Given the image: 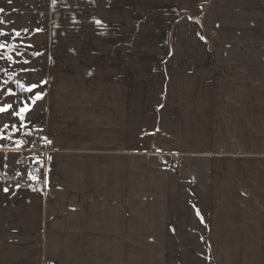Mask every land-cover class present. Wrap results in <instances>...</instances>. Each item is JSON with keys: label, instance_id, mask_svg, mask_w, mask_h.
Returning <instances> with one entry per match:
<instances>
[{"label": "crops", "instance_id": "0c3cea01", "mask_svg": "<svg viewBox=\"0 0 264 264\" xmlns=\"http://www.w3.org/2000/svg\"><path fill=\"white\" fill-rule=\"evenodd\" d=\"M0 9V264L264 244V0ZM33 130L43 183L20 153Z\"/></svg>", "mask_w": 264, "mask_h": 264}, {"label": "rangeland", "instance_id": "374dc122", "mask_svg": "<svg viewBox=\"0 0 264 264\" xmlns=\"http://www.w3.org/2000/svg\"><path fill=\"white\" fill-rule=\"evenodd\" d=\"M263 253L261 243L153 244L144 245L143 258L134 264H264Z\"/></svg>", "mask_w": 264, "mask_h": 264}, {"label": "built area", "instance_id": "2783aa9c", "mask_svg": "<svg viewBox=\"0 0 264 264\" xmlns=\"http://www.w3.org/2000/svg\"><path fill=\"white\" fill-rule=\"evenodd\" d=\"M51 149L46 133L33 130L31 131L29 147L20 151L23 156L26 155L31 160L32 165L35 167L37 178L41 182L45 181L46 178L45 161ZM183 160L181 155L171 158V162L176 165L178 170L183 164ZM8 186L11 187V183H8Z\"/></svg>", "mask_w": 264, "mask_h": 264}, {"label": "snow or ice", "instance_id": "6c2138e0", "mask_svg": "<svg viewBox=\"0 0 264 264\" xmlns=\"http://www.w3.org/2000/svg\"><path fill=\"white\" fill-rule=\"evenodd\" d=\"M0 11H2V9H0ZM33 87H35V86H33ZM29 91H30V89H29ZM0 111H4V109H0ZM23 111H24V109H21V112H23ZM20 118L23 119V116H21Z\"/></svg>", "mask_w": 264, "mask_h": 264}, {"label": "water", "instance_id": "95a60500", "mask_svg": "<svg viewBox=\"0 0 264 264\" xmlns=\"http://www.w3.org/2000/svg\"><path fill=\"white\" fill-rule=\"evenodd\" d=\"M39 189H42V187H38Z\"/></svg>", "mask_w": 264, "mask_h": 264}, {"label": "trees", "instance_id": "16d2710c", "mask_svg": "<svg viewBox=\"0 0 264 264\" xmlns=\"http://www.w3.org/2000/svg\"><path fill=\"white\" fill-rule=\"evenodd\" d=\"M39 187V186H38Z\"/></svg>", "mask_w": 264, "mask_h": 264}]
</instances>
